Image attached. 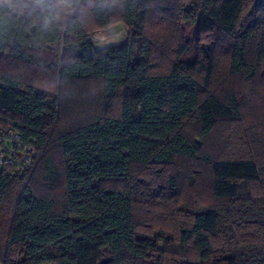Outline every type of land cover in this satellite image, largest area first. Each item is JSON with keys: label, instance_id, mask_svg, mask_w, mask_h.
I'll use <instances>...</instances> for the list:
<instances>
[{"label": "trees", "instance_id": "16d2710c", "mask_svg": "<svg viewBox=\"0 0 264 264\" xmlns=\"http://www.w3.org/2000/svg\"><path fill=\"white\" fill-rule=\"evenodd\" d=\"M0 61L35 151L0 169V264H264V0H0Z\"/></svg>", "mask_w": 264, "mask_h": 264}, {"label": "rangeland", "instance_id": "374dc122", "mask_svg": "<svg viewBox=\"0 0 264 264\" xmlns=\"http://www.w3.org/2000/svg\"><path fill=\"white\" fill-rule=\"evenodd\" d=\"M164 0H154V4L155 5H161L162 2ZM68 10H66L67 12ZM117 37V39L115 41H113L112 43H109L110 45H106V43L103 40V37ZM128 39V32L127 30L124 28V26H122L121 24L116 25L115 27L105 30L103 32L97 33L95 35L92 36V43L94 45V47L98 50L100 49H104V48H108V47H112V46H120L123 45ZM6 63H4V61H0V71H4V69H6L7 67H5ZM12 67V66H11ZM13 69V67H12ZM17 68L14 67V71H16ZM45 69H40L38 67H30L27 71H23L22 74H25V76L27 78H31V80L37 81L36 83H40L41 85L45 86V87H50L51 85V80L49 79V75H47V73H42ZM21 73L20 70H18V74ZM47 75V76H46ZM24 76V77H25ZM222 81L219 79L218 81H221V87L223 90H227V88H236V80H225V78L221 77ZM239 82V81H238ZM75 90V89H74ZM77 91V90H76ZM77 93V92H76ZM82 95V94H81ZM72 104H74L76 106V104L79 103V101L77 100V97H73L71 101L67 102L66 104V114H65V120L71 121L73 120V118L76 117V113L74 111V109H72ZM257 115L258 119H257V125L262 121V119L264 118V107L256 109L255 111H249L246 116L247 117H251L252 115ZM253 126V132L257 133V130L255 128V124L252 123L251 124ZM248 130L250 132H252V128L251 126H249ZM222 137L220 135V128L218 129V131L216 132V134L212 137L211 142L209 144L210 148H214L216 146H218L221 141ZM263 153V152H261ZM260 153V154H261ZM190 194V193H189Z\"/></svg>", "mask_w": 264, "mask_h": 264}, {"label": "built area", "instance_id": "2783aa9c", "mask_svg": "<svg viewBox=\"0 0 264 264\" xmlns=\"http://www.w3.org/2000/svg\"><path fill=\"white\" fill-rule=\"evenodd\" d=\"M35 158L32 146H25L12 129H0V169L21 165V174L30 172Z\"/></svg>", "mask_w": 264, "mask_h": 264}, {"label": "bare ground", "instance_id": "6f19581e", "mask_svg": "<svg viewBox=\"0 0 264 264\" xmlns=\"http://www.w3.org/2000/svg\"><path fill=\"white\" fill-rule=\"evenodd\" d=\"M117 39V37L115 36H109V37H103L104 42L106 43V45H110L109 43H112L113 41H115Z\"/></svg>", "mask_w": 264, "mask_h": 264}]
</instances>
